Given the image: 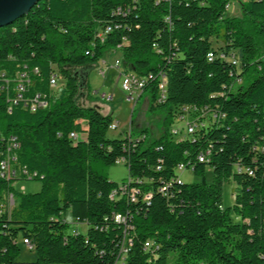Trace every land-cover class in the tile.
Returning <instances> with one entry per match:
<instances>
[{
    "label": "trees",
    "instance_id": "trees-1",
    "mask_svg": "<svg viewBox=\"0 0 264 264\" xmlns=\"http://www.w3.org/2000/svg\"><path fill=\"white\" fill-rule=\"evenodd\" d=\"M230 1L38 0L0 27V161L9 145L16 157L14 178L0 169V210L9 193L18 195L11 215L0 211V264H114L125 228L117 213L132 226L127 264H264V0H238L234 15ZM114 48L126 71L153 75L143 92L149 110H166L165 122L184 105L215 112V120L209 112L195 140H176L168 129L149 138L147 128L139 138H108L112 114L79 102L78 72ZM54 75L56 86L63 81L58 96ZM38 94L47 104L32 109ZM122 156L140 189L136 201L111 198L118 183L99 168ZM180 162L201 179L161 192ZM19 179H39L41 189L19 193ZM230 180L239 189L234 214L223 201ZM68 211L88 224L86 234L68 231ZM20 239L30 240L35 260H18Z\"/></svg>",
    "mask_w": 264,
    "mask_h": 264
},
{
    "label": "rangeland",
    "instance_id": "rangeland-1",
    "mask_svg": "<svg viewBox=\"0 0 264 264\" xmlns=\"http://www.w3.org/2000/svg\"><path fill=\"white\" fill-rule=\"evenodd\" d=\"M240 12V3L238 0H231L230 7L228 8V14L234 15ZM222 42L213 40V46L219 48ZM117 61H120V66L117 67ZM125 67L122 65V52L119 48L107 50L103 57L95 64L87 66L86 68H80L78 74L84 79L80 89L79 102L83 105H94L93 99L96 98L103 104L102 107H107V111L112 114L113 122L118 123L115 129H109L108 138H124L132 132L133 138H139L140 129H148V137H157L168 129L169 133L173 128H182L186 121L176 120L174 117L170 118L168 122H165L166 110L162 108H156L155 110H149V96L146 99L144 95L140 100L128 98V93L122 89V78L120 72ZM106 73L103 74L102 72ZM134 72V71H133ZM63 88V81H59L58 85L54 87L53 93L55 96L61 94ZM90 94V97L88 96ZM160 93V92H159ZM148 100V103H147ZM182 135H185L183 132ZM100 170L103 171L110 181L116 183H122L128 176V167L125 163H115L110 166L100 165ZM180 176L184 182H195L201 178L196 176L191 168H186L180 173ZM213 178V169L211 166H207L206 179L211 181ZM42 182L39 179H19L14 183V188L19 193H34L41 189ZM238 186L233 181H227L224 184L223 201L224 207H230L233 211L234 198L238 192ZM16 202H18V195L15 196ZM12 208L9 210L11 215ZM63 218L69 223L68 231L72 232L74 228H78L79 232L86 234L89 226L87 223H74L70 212H66ZM234 220H238V217L233 215ZM19 246L21 253L19 255V261H33L36 258V251L30 249V247L23 242V239L19 240ZM204 264V263H200Z\"/></svg>",
    "mask_w": 264,
    "mask_h": 264
},
{
    "label": "built area",
    "instance_id": "built-area-1",
    "mask_svg": "<svg viewBox=\"0 0 264 264\" xmlns=\"http://www.w3.org/2000/svg\"><path fill=\"white\" fill-rule=\"evenodd\" d=\"M230 7V3L226 5V8L228 10V8ZM111 30V27H108L106 31ZM103 34V33H102ZM101 35V34H100ZM220 57H226L225 54L223 52L219 53ZM216 56V50L212 49L208 52V60H213L214 57ZM231 61L234 64H238V60L236 58L235 55H232L231 57ZM120 66V61H117V67ZM103 74H105L106 72L103 71ZM22 77H26V74L23 73ZM120 77L122 78V89L124 91H126L128 93V98L129 99H134V96H136L137 94L143 92L146 84L148 83V81L153 77L152 74L150 75H139L133 71H126L125 69L122 70L120 72ZM51 84L52 86H56L57 81H56V77L55 75L52 76L51 78ZM166 81H165V75L162 74L159 78L158 81V89H162V96H158V102H162L165 99L166 96ZM19 89L23 90L24 87L22 85V83L19 84ZM19 97H22V94L19 93L18 95ZM47 103L45 101H40L39 100V94L34 98V102L32 103V109H36L37 105H42L45 106ZM210 111H208L207 109H199L197 106L195 105H184L179 107L178 109L175 110V112L173 113V117L176 120H180V121H186L184 126L182 128H173L171 130V135L176 139V140H182V139H189V140H195V138L198 136V130L200 128H202L203 126H205L207 124V118L209 119V114ZM212 113V120L214 121L215 118L217 117V114L215 112H210ZM118 123L113 122L110 125V129H115L117 127ZM183 132L185 133V135H182ZM70 136L74 139H77L78 137H80V134L76 131H72L70 132ZM13 145H9L7 148V156L5 158H3L0 161V169H1V174L3 176H5L7 179H11L14 178L16 176V170L13 169L12 165H11V161L15 160V155H12L10 152L12 151ZM210 155V149H207L205 151H201L198 154V159L200 161H206L208 160V156ZM116 163H126V158L125 156L119 157L116 160ZM161 165L157 166V169H161ZM187 167V165L184 162H180L177 164L176 168H175V172L177 173V175L175 177H173L168 183H166V185L161 186L160 187V191L168 194V189L170 188V186L173 185V183L178 182V183H182L184 182L180 176V173L183 172ZM191 169H193V167H190ZM132 181V178L128 177L125 181H123L122 183H118L117 187L115 189H113V191L111 192V198H115V197H121L123 195L128 196V198L132 201H136L138 194L140 193V189L135 187V186H131L130 182ZM151 197V195H145L144 194V198L145 199H149ZM16 204V199L14 197L13 193H9L6 198L5 201L1 204V210L0 211H4V210H10V208H13ZM128 216L127 215H121L119 213L115 214V220L118 223H122L125 225L124 228V233H123V241L122 244L120 245L119 251H118V255L116 258V261L114 264H127V255H128V250H129V243H130V239L128 238V229L132 228V226L130 224H128L127 222ZM23 242L25 244H27L30 249H33V245L31 244L29 239H23ZM144 248L146 250H149L151 252H155V248H154V244L152 241L147 240L145 242Z\"/></svg>",
    "mask_w": 264,
    "mask_h": 264
},
{
    "label": "water",
    "instance_id": "water-1",
    "mask_svg": "<svg viewBox=\"0 0 264 264\" xmlns=\"http://www.w3.org/2000/svg\"><path fill=\"white\" fill-rule=\"evenodd\" d=\"M37 1L38 0H0V27L24 15ZM79 76L81 80L84 79L81 75Z\"/></svg>",
    "mask_w": 264,
    "mask_h": 264
},
{
    "label": "crops",
    "instance_id": "crops-1",
    "mask_svg": "<svg viewBox=\"0 0 264 264\" xmlns=\"http://www.w3.org/2000/svg\"><path fill=\"white\" fill-rule=\"evenodd\" d=\"M144 95H146V99H148V94H147V92H141V93H139V94H137L136 95V98H135V100L137 101V100H140ZM88 96L90 97V94L88 93ZM91 98V97H90ZM93 99V104H94V106H97L100 110H101V112H103L104 114H107V113H109V110H108V112L107 111H105V110H107V107H102L103 106V104L101 103V102H99L96 98H92ZM147 103H148V100H147Z\"/></svg>",
    "mask_w": 264,
    "mask_h": 264
}]
</instances>
